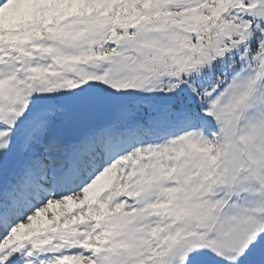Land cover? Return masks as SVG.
Wrapping results in <instances>:
<instances>
[{"label":"snow or ice","instance_id":"6c2138e0","mask_svg":"<svg viewBox=\"0 0 264 264\" xmlns=\"http://www.w3.org/2000/svg\"><path fill=\"white\" fill-rule=\"evenodd\" d=\"M0 264H264V0H0Z\"/></svg>","mask_w":264,"mask_h":264}]
</instances>
